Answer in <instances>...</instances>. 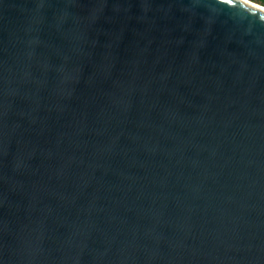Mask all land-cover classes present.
I'll return each mask as SVG.
<instances>
[{
    "label": "water",
    "instance_id": "water-1",
    "mask_svg": "<svg viewBox=\"0 0 264 264\" xmlns=\"http://www.w3.org/2000/svg\"><path fill=\"white\" fill-rule=\"evenodd\" d=\"M0 264H264V15L0 0Z\"/></svg>",
    "mask_w": 264,
    "mask_h": 264
},
{
    "label": "bare ground",
    "instance_id": "bare-ground-1",
    "mask_svg": "<svg viewBox=\"0 0 264 264\" xmlns=\"http://www.w3.org/2000/svg\"><path fill=\"white\" fill-rule=\"evenodd\" d=\"M264 15V6L251 0H233Z\"/></svg>",
    "mask_w": 264,
    "mask_h": 264
},
{
    "label": "rangeland",
    "instance_id": "rangeland-1",
    "mask_svg": "<svg viewBox=\"0 0 264 264\" xmlns=\"http://www.w3.org/2000/svg\"><path fill=\"white\" fill-rule=\"evenodd\" d=\"M251 1H254V2H256V3H259V4L263 5V4L261 3V1H259V0H251ZM263 6H264V5H263Z\"/></svg>",
    "mask_w": 264,
    "mask_h": 264
},
{
    "label": "trees",
    "instance_id": "trees-1",
    "mask_svg": "<svg viewBox=\"0 0 264 264\" xmlns=\"http://www.w3.org/2000/svg\"><path fill=\"white\" fill-rule=\"evenodd\" d=\"M259 1H261V3L264 5V0H259Z\"/></svg>",
    "mask_w": 264,
    "mask_h": 264
}]
</instances>
